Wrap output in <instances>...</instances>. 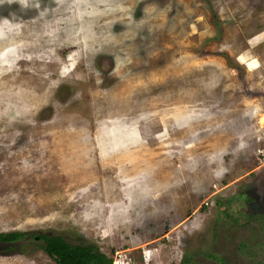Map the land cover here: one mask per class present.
Returning a JSON list of instances; mask_svg holds the SVG:
<instances>
[{"label":"rangeland","instance_id":"1","mask_svg":"<svg viewBox=\"0 0 264 264\" xmlns=\"http://www.w3.org/2000/svg\"><path fill=\"white\" fill-rule=\"evenodd\" d=\"M263 117L264 0H0V232L259 264Z\"/></svg>","mask_w":264,"mask_h":264},{"label":"trees","instance_id":"2","mask_svg":"<svg viewBox=\"0 0 264 264\" xmlns=\"http://www.w3.org/2000/svg\"><path fill=\"white\" fill-rule=\"evenodd\" d=\"M251 199L249 197L247 201L250 202L252 201ZM250 216H252V213H250ZM29 235L33 239L37 237L43 241L41 248L57 264H114L113 255L103 252L98 245L91 242H70L60 234L32 233L27 231L0 232V245H3L5 250L15 249L23 241H26ZM243 246L248 248L250 245L245 242ZM248 249L250 252H253L251 248ZM208 256L218 259L217 254L210 253ZM193 259L189 253H186L180 264H193ZM259 264H264V261L259 262Z\"/></svg>","mask_w":264,"mask_h":264},{"label":"built area","instance_id":"3","mask_svg":"<svg viewBox=\"0 0 264 264\" xmlns=\"http://www.w3.org/2000/svg\"><path fill=\"white\" fill-rule=\"evenodd\" d=\"M114 264H119L117 258H114ZM120 264H125V263H121V262H120Z\"/></svg>","mask_w":264,"mask_h":264},{"label":"bare ground","instance_id":"4","mask_svg":"<svg viewBox=\"0 0 264 264\" xmlns=\"http://www.w3.org/2000/svg\"><path fill=\"white\" fill-rule=\"evenodd\" d=\"M262 121L264 122V117H263Z\"/></svg>","mask_w":264,"mask_h":264}]
</instances>
